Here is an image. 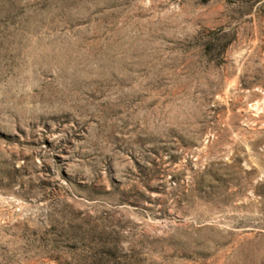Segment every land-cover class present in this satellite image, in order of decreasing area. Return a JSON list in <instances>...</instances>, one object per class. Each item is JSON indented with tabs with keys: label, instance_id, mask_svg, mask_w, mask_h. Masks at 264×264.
<instances>
[{
	"label": "rangeland",
	"instance_id": "1",
	"mask_svg": "<svg viewBox=\"0 0 264 264\" xmlns=\"http://www.w3.org/2000/svg\"><path fill=\"white\" fill-rule=\"evenodd\" d=\"M0 264H264V0H0Z\"/></svg>",
	"mask_w": 264,
	"mask_h": 264
}]
</instances>
